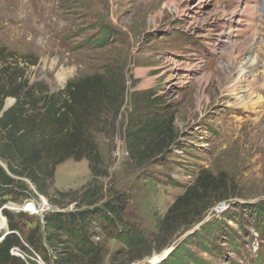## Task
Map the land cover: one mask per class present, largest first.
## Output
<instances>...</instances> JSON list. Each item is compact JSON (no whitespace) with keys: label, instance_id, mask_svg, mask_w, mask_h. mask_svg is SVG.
I'll return each instance as SVG.
<instances>
[{"label":"rangeland","instance_id":"374dc122","mask_svg":"<svg viewBox=\"0 0 264 264\" xmlns=\"http://www.w3.org/2000/svg\"><path fill=\"white\" fill-rule=\"evenodd\" d=\"M247 3L257 16L255 26L264 24V0H0V43L18 61L26 59L21 66L30 85L53 93L76 78L108 71L124 75L116 132L95 135L107 174L94 183L103 190V200L114 191L130 196L128 218L145 233L149 255L130 254L96 224L92 239L105 253L103 264H172L168 256L175 248L176 258L186 261L187 253L203 264H264V215L254 208L264 204V101L251 107L239 89L229 86L238 52L251 36L247 20L241 23L246 34L228 39L242 26L238 20ZM254 33L256 56L264 27ZM35 58L37 64L30 65ZM260 85L264 78L251 90V100H264ZM15 103L8 97L5 106ZM162 109L173 117L168 152L134 158L127 129ZM0 165L5 167L1 160ZM204 171L217 187L208 200H220L200 221H182L174 235L158 240L170 206ZM92 178L87 160L68 159L57 166L54 185H45L48 194L25 180L32 198L6 204L17 208L43 199L54 211L76 210L79 201L59 192L81 190ZM194 214L190 207L189 217ZM29 215L34 222H26L28 228L41 218ZM21 255L28 264H51L39 253Z\"/></svg>","mask_w":264,"mask_h":264},{"label":"trees","instance_id":"16d2710c","mask_svg":"<svg viewBox=\"0 0 264 264\" xmlns=\"http://www.w3.org/2000/svg\"><path fill=\"white\" fill-rule=\"evenodd\" d=\"M17 58L0 43V160L5 165H0V208L9 200L32 198L25 180L37 192L48 194L45 185H54L57 166L68 159L87 160L93 178L81 190L59 192L63 196L72 194L73 200L79 201L76 210L45 213L32 227L28 228L26 222H34L33 216L3 209L10 233L0 241V264H28L12 253L14 247L29 254L39 253L51 264H103L105 253L92 239L96 224L130 254L142 251L149 255L145 233L128 218L130 196L114 191L103 200V190L94 183L107 174L95 135L112 136L116 132L126 93L122 72L108 71L69 80L63 89L50 93L37 83L29 84L21 66L28 64L26 57L22 62ZM28 62L36 65L37 59ZM8 97H14L16 103L4 110ZM166 113L157 110L148 121L139 118L142 124L135 121L127 129L128 150L134 158L142 160L145 156L156 157L160 151L168 152L174 132L173 117L167 118ZM133 125L135 130L131 129ZM214 182L206 171L199 174L165 214L158 240L174 235L182 221H200L204 211L221 198L208 200V193L217 191ZM190 207L195 212L192 217ZM255 207L264 215V204ZM178 251L175 248L168 256L172 264L204 262L187 253L189 260L177 259Z\"/></svg>","mask_w":264,"mask_h":264},{"label":"bare ground","instance_id":"6f19581e","mask_svg":"<svg viewBox=\"0 0 264 264\" xmlns=\"http://www.w3.org/2000/svg\"><path fill=\"white\" fill-rule=\"evenodd\" d=\"M256 1H258V0H256ZM250 4H252V3H250ZM250 7L251 6H249V4L247 3L246 10L243 9L244 10L242 12L243 14H241V16L239 17V20H238V23L239 24L244 23L247 20L246 26L248 27V30L249 31L247 30V28H244L245 26L243 24H241L242 26L240 25L241 27H238L236 29V32H235L234 35L232 33L229 35L228 42L231 41V39H230L231 37L233 39H237L241 35H245L247 31L248 32H251L250 33L251 36L248 37V41H246L247 46L244 47V48H241V51L238 52V54H239L238 55L239 61L236 64L237 66L234 69L233 75L230 77V83H232V84L229 85V86H231V89L232 90L239 89L238 93L241 94L240 97L241 98L242 97H245V99L243 98L245 101L247 99V102H243V103H246L247 105L255 108L259 104V101H261V102L264 101L262 99V96H259L257 98V100H254V99L251 100V97H250V94L253 93L251 90H254L255 91L254 87L258 83H260V80L262 78H264V62L261 63V60L264 58V39L260 41V46H259V49L260 50H258L256 56H254L253 55L254 54L253 52L255 51V49H254V44H255L254 43V40H255V36H256V33H254V32L257 30V28L264 27V24L255 26V21L257 19V16H254V13L253 12L252 13L249 12L250 11L249 10ZM243 8H245V7H243ZM247 12H249V13H247ZM255 13H256V11H255ZM252 25H254V27ZM259 34L261 35L262 33L260 32ZM246 40H247V38H246ZM241 46H243V45H241ZM259 68H261V70H259ZM64 80H65V78L62 79V82H64ZM261 87H262V89H264V87L262 85H260V88ZM244 94H245V96H244ZM261 105L264 106L263 103ZM29 206H33L32 203H29ZM6 223L7 222L5 221L4 218L1 219V222H0V231L2 229L3 230L6 229V226H5V225H7ZM157 260L158 259L155 258V260H153V262H156Z\"/></svg>","mask_w":264,"mask_h":264},{"label":"built area","instance_id":"2783aa9c","mask_svg":"<svg viewBox=\"0 0 264 264\" xmlns=\"http://www.w3.org/2000/svg\"><path fill=\"white\" fill-rule=\"evenodd\" d=\"M29 203H32L33 206H29ZM11 204H4V206L2 207L1 211H0V216L3 217L5 220H7V218L3 215L2 210L3 209H10L11 211L13 210L14 212H25V213H29V214H33V215H37V216H43L45 213H49V212H53V208L51 207V205H49V203L43 199H41V201L38 200H30L29 202H25L23 204H19L21 206L17 207V208H12L10 206ZM23 205H25L23 207ZM1 233V232H0ZM10 233L9 230H7V232H5L4 234H2L0 236V241L5 237L6 234ZM12 253L17 255L18 257L22 258V250L18 247H14L12 249Z\"/></svg>","mask_w":264,"mask_h":264},{"label":"water","instance_id":"95a60500","mask_svg":"<svg viewBox=\"0 0 264 264\" xmlns=\"http://www.w3.org/2000/svg\"><path fill=\"white\" fill-rule=\"evenodd\" d=\"M8 107L7 106H5V108H4V110H6Z\"/></svg>","mask_w":264,"mask_h":264}]
</instances>
